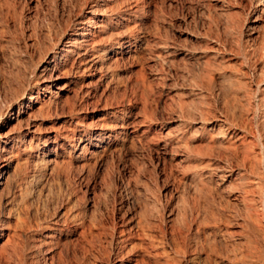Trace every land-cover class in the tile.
Masks as SVG:
<instances>
[{
  "label": "rangeland",
  "instance_id": "374dc122",
  "mask_svg": "<svg viewBox=\"0 0 264 264\" xmlns=\"http://www.w3.org/2000/svg\"><path fill=\"white\" fill-rule=\"evenodd\" d=\"M93 4L0 0V219L11 230L0 227V264H45L50 252L54 264H239L244 233L256 229V252L240 264H264V218L252 230L243 194L233 191L243 182L238 156L217 143L207 156L218 130L190 118L206 103L216 113L241 98L242 84L259 104L264 80L253 62L264 71V0H97L92 31L104 29L105 41L82 60L65 57L68 28ZM258 113L256 123L264 107ZM263 162L254 183L243 182L259 195L252 212L264 209ZM182 213L208 219L176 251Z\"/></svg>",
  "mask_w": 264,
  "mask_h": 264
},
{
  "label": "bare ground",
  "instance_id": "6f19581e",
  "mask_svg": "<svg viewBox=\"0 0 264 264\" xmlns=\"http://www.w3.org/2000/svg\"><path fill=\"white\" fill-rule=\"evenodd\" d=\"M94 2H95V4H93V6H89V12H88V14L89 15H87L86 17L84 16V17H82V16H80V17H78V18H76V20L75 21H73L72 22V24L70 25V27L68 28L71 32H70V37L67 39L68 41L66 42V48H64V49H62L63 50V52L65 53V57H69V56H71L73 53L74 54H77V57L79 58L78 60H82L83 59V57L84 56H86L87 54H88V52L90 51H92L93 49H96V47H98L100 44V42H102V40H103V32L105 31L104 29H102L101 31H100V34L99 35H97L95 32H93L92 31V28H93V25H94V21H93V18H94V16L96 15V14H98V13H101L100 11H99V8H98V6H97V0H93ZM100 7V6H99ZM102 28V27H101ZM98 33V32H97ZM63 36V35H62ZM97 37H99L98 39H95V38H97ZM110 37V36H109ZM109 37H107L106 36V39H108ZM112 37V36H111ZM110 37V38H111ZM263 39H264V35H263ZM59 41H61V40H58V43H59ZM103 41H105V38H104V40ZM103 43V42H102ZM99 44V45H98ZM116 44L117 45H119L120 43H118L117 41H116ZM96 45H98V46H96ZM99 49V48H98ZM98 49H97V51L93 54V55H96V54H99L98 53ZM263 49V51H262V53H261V58H264V47L262 48ZM100 50V49H99ZM240 52H241V55H242V57H243V60H242V63L244 64V63H246V64H248V63H250V55L249 54H246L245 53V50H243L242 48H240ZM255 52V50H253V52L252 53H254ZM260 53V52H259ZM259 53H258V56H259ZM97 57H99V56H97ZM56 57H55V55H54V59H55ZM86 59V58H85ZM258 59H259V57H258ZM56 60V59H55ZM55 60L53 61V63H54V66H55ZM261 60H264V59H261ZM259 61V60H258ZM255 62H256V60H255ZM62 63V62H61ZM64 63V62H63ZM82 63V62H81ZM253 64H254V72H253V74L256 76V75H259V74H261V77L262 78H260V79H262V80H264V71H262V70H258V69H256V64L253 62ZM47 67V66H46ZM46 67L44 68V69H46ZM43 69V70H44ZM50 69V68H49ZM36 75V72L35 73H33L32 75H31V77H33V76H35ZM40 77V76H39ZM259 77V76H258ZM57 78V77H56ZM51 80V79H50ZM261 81V80H260ZM36 83H37V81H36ZM204 84V83H203ZM205 85V84H204ZM212 85V84H211ZM211 85L210 84H206V86H204L205 87V89H208V90H210L211 89ZM246 86V85H245ZM243 84L242 85H240L239 86V88H237L238 89V91H244L245 89L247 90V88L245 87ZM234 88V87H233ZM41 87H39V88H37V95L36 96H32V97H30V101L31 102H35V100H39L40 98H41ZM45 89H48V86L47 85H44V88H43V90H45ZM231 89V88H230ZM245 90V94H243V96H241V98L239 97L240 96V94L242 95V93H240V92H238L237 90L235 91V92H233V93H235L236 94V92H238V93H240L239 94V96H233V94H232V98L231 99H229V100H225L224 102H223V104H222V109L221 110H219V111H215L216 113H213L212 111H211V106H210V104L208 103V105H207V103L205 104V107L204 108H202V109H200V110H198L197 111V115H198V118H195L194 117V115H191L190 116V118H191V121L192 120H196V119H198L200 122H201V124H205V123H210V124H213L214 126H213V131L214 130H218L217 132H218V137L221 139V141L220 142H216V141H211V143L210 144H208V148H209V155H207V156H210V155H212V152H214V145H215V143H217L218 144V146L216 145V147L218 148H220V151L222 150V152H225L226 154L228 153V155H229V153H231V154H235V155H237L238 156V167H240V169H241V171L240 170H238V171H240V172H238L237 171V175H239L240 176V181H243V182H248V181H253V183H254V179L252 180H250V174L251 173H253V171L255 170V168L257 167L256 166V164L259 162V160H260V158H264V118H262L263 120L260 122V120H259V122L258 123H256L255 122V118H256V115H257V113L259 112V109L262 107H264V91L260 88V85H258L257 86V88H256V92H258L259 94H258V96H259V104H253L252 102H251V98L252 97H254V96H252V92H250L249 90H247L246 91ZM242 91V92H243ZM212 92V91H211ZM232 92V91H231ZM238 93H237V95H238ZM244 93V92H243ZM210 94V93H209ZM244 97V98H243ZM243 98V99H242ZM44 100V99H43ZM50 100V98L48 99V101ZM48 101H46V102H42V103H40L41 105H40V107H39V109L44 105L45 106V104L46 103H48ZM30 102V103H31ZM50 103V102H49ZM48 103V104H49ZM214 107V106H213ZM214 110V109H213ZM262 111V110H261ZM259 114V113H258ZM260 114H262V113H260ZM259 118V117H258ZM260 118H261V115H260ZM258 120V119H257ZM124 126V125H123ZM102 135H105V134H102ZM102 135H100V136H102ZM117 136V135H116ZM67 137V136H66ZM110 137V136H109ZM215 139V138H214ZM84 147V146H83ZM216 149V148H215ZM256 149V150H255ZM256 151V152H255ZM216 152H218V150L216 151ZM215 152V153H216ZM218 154H221V152L220 153H218ZM217 154V155H218ZM257 154L259 155V156H257ZM216 155V154H215ZM225 155V154H224ZM220 156V155H219ZM233 156V155H232ZM202 157H205V156H202ZM212 157V156H211ZM210 157V158H211ZM215 157V156H214ZM229 157H230V155H229ZM234 157V156H233ZM232 157V158H233ZM213 158V157H212ZM221 158L223 159V158H225V157H222L221 156ZM228 158V157H227ZM227 158H226V160H227ZM231 158V157H230ZM231 158V160L233 161V159ZM229 160V159H228ZM207 163V162H206ZM262 163V162H261ZM236 164V163H235ZM207 165H209V164H207ZM234 165V164H233ZM263 166H264V162H263ZM209 167V166H208ZM211 167V166H210ZM216 167V166H215ZM259 167H261L260 165H259ZM6 167L5 166H3L2 168H0V174L3 172V170L5 169ZM229 168V167H228ZM236 167H234V169H235ZM238 169V168H237ZM260 169V168H259ZM257 170V169H256ZM255 170V171H256ZM254 171V172H255ZM229 174L228 175H231V173H232V169H230L229 171ZM256 173V172H255ZM260 173V172H259ZM225 174H227V173H225ZM261 174V173H260ZM256 175V174H255ZM259 175V174H258ZM227 176V175H226ZM257 176V175H256ZM262 176V175H261ZM5 180H7V176H5V177H3V182L5 181ZM236 180H238V179H236ZM262 180V178L261 177H257V179L255 180V182L257 183V182H259V185H260V181ZM264 181V180H263ZM3 182H0V185H2L3 184ZM243 182H240V185L239 186H234V190L233 191H239V192H241L242 194H243V200L247 203L246 204V206H247V213H246V215L248 216V218H249V220H248V222H250V224H248V226L249 225H251V227L253 228L252 230H255L254 228H255V225L253 224V222L254 223H256V221H257V223L260 221L261 222V218L263 217L264 218V209H260L261 211H258L257 209L255 210V212H252L255 208H253V206H252V204H253V202H252V200H253V198L251 197L252 196V194L253 193H255V192H253V189L247 184V183H243ZM235 183V182H234ZM233 183V184H234ZM249 183V182H248ZM252 183V184H253ZM238 184H239V182H238ZM250 184V183H249ZM258 184V183H257ZM262 184H264V183H262ZM247 186H249V187H247ZM262 186V185H261ZM260 186V189L259 190H261V188H263V187H261ZM264 186V185H263ZM254 187H255V185H254ZM256 187H258L259 188V186L257 185ZM256 187H255V189H256ZM237 189V190H236ZM239 189V190H238ZM201 190V189H200ZM203 190V189H202ZM208 190V189H207ZM262 191V190H261ZM260 192V191H259ZM264 192V191H263ZM233 193V192H232ZM240 193V194H241ZM261 193V192H260ZM241 194V195H242ZM239 195V194H238ZM255 196H256V193L254 194ZM260 196H261V194H260ZM263 196H264V194H263ZM254 197V196H253ZM256 197H259V195L258 196H256ZM261 198V197H260ZM261 200H262V198H261ZM260 200V201H261ZM254 201H255V199H254ZM244 202V203H245ZM252 202V203H251ZM264 202V201H263ZM251 203V204H250ZM260 203V202H259ZM206 204V203H205ZM254 206H256L257 204H253ZM260 206V205H259ZM222 207V206H221ZM263 207H264V204H263ZM257 208V207H256ZM206 210V209H205ZM11 211H9V213H8V216H9V214H11L10 213ZM185 213H186V211H185ZM183 214V213H182ZM198 214V213H197ZM185 214H183V216H184ZM218 215V214H217ZM220 215V214H219ZM186 216H188V215H185V218H182V220L180 221V223H181V225H180V227H178L177 228V230H176V233L173 235V236H176V238L174 239L175 240V248H176V251H178V250H185V240L187 241V239L190 237V235H191V232H192V230H195L197 233H199L200 232V230H201V226H202V222L204 221V218L206 217H203V219H201V217L199 218V217H195L194 219H192V221L190 220V222H188L189 220H187V218H186ZM190 216V215H189ZM192 216V215H191ZM199 216V215H198ZM201 216V215H200ZM209 216V215H208ZM247 216H246V219H247ZM20 217V216H19ZM192 218V217H191ZM190 218V219H191ZM220 218V217H219ZM218 218V219H219ZM8 219V218H7ZM206 219H208L207 217H206ZM206 219H205V221H206ZM210 219V218H209ZM225 219H227V218H225ZM224 220V219H223ZM259 220V221H258ZM264 220V219H263ZM204 221V222H205ZM219 221V220H218ZM207 222H209L208 220H207ZM216 222V221H215ZM224 222H226V220L224 221ZM223 222V223H224ZM252 222V223H251ZM259 222V223H260ZM10 222H8V221H2L1 219H0V227H2V226H7L6 228H8L9 226H8V224H9ZM141 223V222H140ZM140 223H138V227L140 228L139 229V234H140V238H141V240H144V235H146L145 233V231H146V227L144 228V226L143 225H140ZM221 223V220H220V222H219V224ZM227 223H229L230 224V222H226V224ZM262 223V222H261ZM204 224H206L207 225V223H204ZM215 224V223H214ZM252 224L254 225V227L252 226ZM205 225V226H206ZM241 225V224H240ZM259 225V224H258ZM228 226V225H227ZM247 226V225H246ZM257 226V225H256ZM220 227V226H219ZM244 227V226H243ZM258 227V226H257ZM262 227V226H261ZM89 228V227H88ZM182 228H184V231L185 232H183V230H182ZM250 228V227H249ZM248 228V229H249ZM246 229V231L247 232H250V230H251V228L248 230L247 228H245ZM8 231H11V230H9V228L7 229ZM172 230H174V229H172ZM259 230V229H258ZM264 231L262 228L260 229V231ZM124 230L122 229L120 232H121V234H123L124 232H123ZM201 231H203V230H201ZM256 232H257V229L255 230ZM255 231L251 234L252 236L253 235H255L254 233H255ZM261 231V232H262ZM16 232H17V230H16ZM245 231H243V233H244ZM252 232V231H251ZM250 232V233H251ZM0 233H1V229H0ZM173 233V232H172ZM195 233V232H194ZM201 233V232H200ZM205 233V232H204ZM203 233V234H204ZM249 233V234H250ZM259 233V232H258ZM245 235H246V237H247V241H248V247H247V251H246V253H243V256L241 257V261L243 262L244 260H245V262H246V260H247V257H249L252 253H255L256 251V249L254 250V249H252V248H254V247H256L257 248V245H255V246H253L254 244V242H255V244H256V242H258V239H257V241H254L252 238H251V235H249V234H247L246 232L244 233ZM263 234H264V232H263ZM152 235V234H151ZM193 235V234H192ZM243 235V234H242ZM258 235V234H257ZM13 236H14V230L12 231V232H10V233H8L7 234V239H6V242H5V246H4V248H3V250L2 251H7L6 249H7V246L11 243V242H13L14 240H13ZM172 236V237H173ZM180 236H182L181 237V240H183L182 241V243L183 244H180V242L181 241H179V239H177V238H179ZM198 236V235H197ZM244 236V235H243ZM264 236V235H263ZM124 237V236H123ZM132 237V233L130 232L128 235L127 234H125V237L124 238H122V243H124V242H126L128 239H130ZM194 237H195V235H194ZM200 237V236H199ZM207 237V236H206ZM196 238V237H195ZM194 238V239H195ZM258 238H260V235H259V237ZM261 239V238H260ZM264 239V238H263ZM262 239V240H263ZM245 240V241H246ZM262 240H261V243H262ZM197 241V240H196ZM194 242V241H193ZM127 243V242H126ZM189 243V242H188ZM264 243V242H263ZM135 245V244H134ZM260 246H261V244H260ZM141 247V246H140ZM188 247H189V244H188ZM262 248V247H261ZM187 249V248H186ZM249 249V250H248ZM144 250V249H143ZM252 250H254V251H252ZM260 250V249H259ZM14 251H15V249H14ZM175 251V252H176ZM244 251V250H243ZM182 252H184L185 253V251H182ZM182 252H181V254H182ZM252 252V253H251ZM2 253V252H1ZM219 253V252H218ZM241 253V252H240ZM240 253H239V255H240ZM259 253V251L256 253V254H258ZM262 253V252H261ZM187 254V253H186ZM185 254V255H186ZM264 254V253H263ZM176 255V254H175ZM236 255V254H235ZM252 256V255H251ZM253 256H256V255H253ZM260 256H262L261 254H260ZM174 257V256H173ZM176 257V256H175ZM174 257V258H175ZM237 257V256H236ZM54 258H56V257H54V254L52 253V252H50L49 253V255H48V258L46 259V263L45 264H54ZM240 258V257H239ZM246 258V259H245ZM253 257H251V259H252ZM169 259V258H168ZM168 259H166V260H168ZM171 259V258H170ZM210 259V258H209ZM235 259V258H234ZM237 259H238V257H237ZM261 259V258H260ZM172 260V259H171ZM248 260H249V258H248ZM247 260V261H248ZM264 260V259H263ZM145 260L143 259V258H138V259H136V262H137V264H145V262H144ZM177 261H179V259L177 260ZM234 261V260H233ZM237 261H239V260H236V261H234V262H237ZM241 261H239L240 263H241ZM176 262V261H175ZM245 262H244V264H245ZM239 263V264H240ZM166 264H172V262H170V261H166ZM179 264V263H178Z\"/></svg>",
  "mask_w": 264,
  "mask_h": 264
}]
</instances>
